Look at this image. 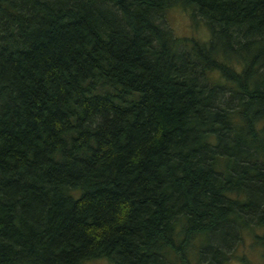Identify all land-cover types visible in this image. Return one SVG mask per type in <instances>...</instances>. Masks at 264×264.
<instances>
[{"label": "trees", "instance_id": "obj_1", "mask_svg": "<svg viewBox=\"0 0 264 264\" xmlns=\"http://www.w3.org/2000/svg\"><path fill=\"white\" fill-rule=\"evenodd\" d=\"M248 232L264 0H0V264H224Z\"/></svg>", "mask_w": 264, "mask_h": 264}, {"label": "rangeland", "instance_id": "obj_2", "mask_svg": "<svg viewBox=\"0 0 264 264\" xmlns=\"http://www.w3.org/2000/svg\"><path fill=\"white\" fill-rule=\"evenodd\" d=\"M190 12L183 8H172L167 13V21L176 36L190 37L196 39L207 40L209 32L202 24L193 23ZM255 232V229L253 230ZM256 234H261L260 229L256 230ZM251 232L245 236L243 242L235 247L230 258L224 264H263L264 245L256 242L257 239ZM84 264H113L107 258H98L86 261Z\"/></svg>", "mask_w": 264, "mask_h": 264}]
</instances>
